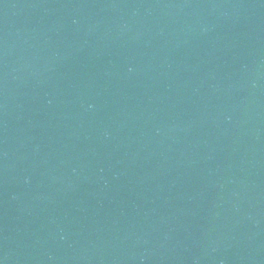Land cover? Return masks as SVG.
<instances>
[{"label":"water","instance_id":"95a60500","mask_svg":"<svg viewBox=\"0 0 264 264\" xmlns=\"http://www.w3.org/2000/svg\"><path fill=\"white\" fill-rule=\"evenodd\" d=\"M0 264H264V0H0Z\"/></svg>","mask_w":264,"mask_h":264}]
</instances>
